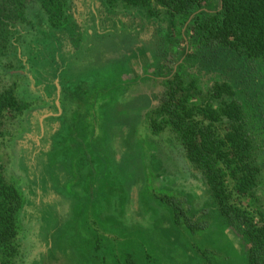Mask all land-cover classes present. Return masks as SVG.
I'll list each match as a JSON object with an SVG mask.
<instances>
[{"label":"rangeland","instance_id":"rangeland-1","mask_svg":"<svg viewBox=\"0 0 264 264\" xmlns=\"http://www.w3.org/2000/svg\"><path fill=\"white\" fill-rule=\"evenodd\" d=\"M0 2L6 6L0 90L14 88L16 97L28 103L23 115H0V165L26 201L20 214L23 264H37L50 256L47 248L61 254L81 240L85 252L103 260L101 264H112L121 254L123 260L132 254L144 264L145 254L149 264H165L164 257L172 259L170 264H206L203 257L213 264H244L241 233L223 225L204 196L200 175L169 135L153 136L148 126V114L164 91L163 79L156 74L162 67V35L170 26L163 11L148 17L142 8L119 3L105 8L97 0L91 5L90 0H68V19L75 24V30L68 32L66 27L50 28L34 0H23L21 20L14 0ZM97 31L112 34L111 44L100 51L95 47L102 42ZM132 35L141 43L125 40ZM136 49V72L126 76L125 53ZM153 53L159 55L157 61ZM175 58L173 68L178 65ZM244 63L242 57L225 52L217 81L239 83L246 93L243 97L256 99L254 105L263 108L264 92L253 93L264 82L254 78L256 72ZM50 77L54 90L45 82ZM206 79L201 78L202 84ZM124 87L130 89L124 93ZM107 92L111 96H105ZM35 117L39 133L32 128ZM30 139L38 147L36 172L26 166ZM154 191L185 197L197 215L207 211L199 221L209 224L197 231L191 244L172 231L169 207L155 201ZM36 196L40 203L35 207ZM57 222V231L47 232ZM96 244L98 249L92 250ZM52 262L69 264L64 258ZM74 264L87 263L80 259Z\"/></svg>","mask_w":264,"mask_h":264},{"label":"trees","instance_id":"trees-1","mask_svg":"<svg viewBox=\"0 0 264 264\" xmlns=\"http://www.w3.org/2000/svg\"><path fill=\"white\" fill-rule=\"evenodd\" d=\"M34 1L50 28L75 30V24L70 25L68 19V0ZM97 1L105 8L116 3L133 9L142 8L148 17L156 15L160 9L168 17L170 26L166 34L163 31L165 46L159 59L162 67L156 70L158 77L163 79L164 91L157 99V107L148 114L149 129L153 136L164 132L169 135L185 161L200 175L204 196L211 201L223 225L241 233L246 245L244 264H264V107L255 106L253 100L256 99L244 98L246 93L239 83L217 81L219 59L225 57V52H231L242 57L244 64L256 72L254 78L264 82V0ZM93 2L90 0V5ZM4 4L0 2V39L6 19ZM14 6L17 19H23V0H14ZM88 13L92 14V11ZM186 24L184 33H180ZM96 34L102 39L95 44L96 51L111 44V32L97 31ZM134 35L125 40L141 43L138 37L133 38ZM153 54L157 61L159 55ZM174 58L178 64L175 68L171 66ZM204 76L207 82L202 84ZM51 77L45 82L54 90ZM259 89L254 96L264 92V87ZM105 96H111V93L107 92ZM68 103L70 110L71 103ZM27 109L28 103L16 97L14 88L0 90V115L20 116ZM34 119L32 128L39 133L38 119ZM37 149L35 140L30 139L26 149L29 171H37ZM153 198L158 204L169 207L172 220L168 223L182 241L188 239L185 244H191L197 231L209 224L207 220L199 221L207 211L200 210L197 215V209H193L185 197L155 192ZM32 203L35 207L40 203L37 196ZM25 207L22 192L15 183L6 180L0 165V264L26 262L22 260L20 238V214ZM58 224L47 232L55 233ZM85 246V241L81 240L79 246L66 247L61 254L47 248L51 255L41 257L37 264H45V260L48 264L59 263L63 258L69 264L79 263L80 259L87 264L92 261L93 264L103 263L100 258L87 254ZM96 246L92 250H97ZM76 248L78 251L74 252ZM71 255H74L73 260ZM91 257L96 261L89 262ZM144 257L149 264V255ZM122 258L121 254L112 264H144L138 263L132 254ZM203 258L206 264H213L208 257ZM163 260L165 264L173 263L171 258L166 260L164 257Z\"/></svg>","mask_w":264,"mask_h":264},{"label":"crops","instance_id":"crops-1","mask_svg":"<svg viewBox=\"0 0 264 264\" xmlns=\"http://www.w3.org/2000/svg\"><path fill=\"white\" fill-rule=\"evenodd\" d=\"M126 53H128V54H126ZM126 53H125L126 58H124V65H125L127 71H124L123 73H124V75L129 76V75H127V73L131 74L132 72H136L135 71V67H137V56L136 55L137 54L139 55V51H138V49H136L134 52L127 51ZM139 65H140V67H142V64H139ZM133 78H136V76L133 75ZM132 84L135 85L136 83L134 82ZM129 89L127 87H124V88H122V91L125 93Z\"/></svg>","mask_w":264,"mask_h":264}]
</instances>
